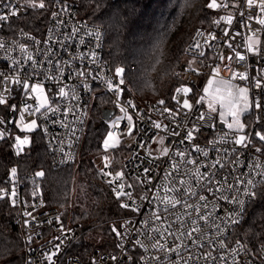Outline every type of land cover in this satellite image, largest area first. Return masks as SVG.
<instances>
[{
  "label": "built area",
  "instance_id": "obj_1",
  "mask_svg": "<svg viewBox=\"0 0 264 264\" xmlns=\"http://www.w3.org/2000/svg\"><path fill=\"white\" fill-rule=\"evenodd\" d=\"M79 1L44 0L45 8L50 10L47 24L42 30L38 26L37 31L33 32L26 29L28 16L33 11L43 9L28 7L27 0H0V14H9L11 6L18 10L17 16H10L8 21L0 22V44L4 45L0 47V93H4L6 88L10 90L7 104L0 105V119L6 122L0 125V131L6 130L5 138L0 139V142L9 145L17 161L15 166L17 173L13 184L3 190L1 196L13 199L11 193L13 189L15 190V206L18 209L25 264L29 261L30 264H232L229 251L237 241L235 233L256 199L255 197L248 200L243 197L244 185L238 183V180L248 178L264 180V176L259 174L264 173V142L251 136L252 143L248 148L235 145L233 142L235 131L228 129L226 125L222 128L216 113L204 108L203 94L208 80L214 77L212 68L218 65L220 73L217 78L248 87L251 99L259 95L264 102V91L257 88L251 79L257 75V67L264 66V60L246 52L247 38L253 33L257 34L261 41L260 47L264 50V26L256 19L259 8L257 6L249 8L242 0L239 8L229 6L211 9L214 12L211 26L198 28L185 48L186 56L197 59L203 72L199 71L200 74L196 75L189 67L176 72L179 87L193 88L190 97L174 93L180 101L178 104L173 98L171 101L165 98L142 101L130 94L123 73L119 76L116 73V69L121 67H115L105 57V27L81 17ZM32 2L38 4L40 0ZM216 2L234 5L236 0ZM241 11L244 13L243 17L240 16ZM54 12L58 13L55 17L52 15ZM229 14L234 17L231 25L221 20V17ZM248 16H252L253 19L248 20ZM216 21L220 22L215 23ZM198 30L203 33L202 36L196 35ZM226 30L227 36L224 34ZM97 32L100 34L99 40L95 35ZM212 36H215V39H212ZM66 37L68 39H65ZM60 41H63V45L59 43ZM197 43L200 45L198 48ZM229 44L232 47H229ZM22 46L26 51L21 50ZM50 46L56 53L55 56L48 52ZM236 52L246 55V60L237 59ZM28 54L41 62L35 69L32 61L27 59ZM221 56L225 59H219ZM227 57L233 59L229 60ZM49 58L52 60L51 64L47 63ZM134 68L132 66V69ZM81 72L86 75H79ZM244 72H247L249 79L242 80L237 75ZM202 74L206 80L205 84L200 86ZM15 76L28 79L30 84L40 83L44 87L43 95L48 100L47 108L51 110L41 109L43 115L25 112V105L34 109L39 101L36 99L37 94L29 92L30 98L26 97L20 85L5 79ZM60 87H64L69 94L61 97ZM116 89L120 91L117 92ZM107 99L111 106L106 109L114 113L110 120L117 117L114 122L118 121V126L115 129L109 126V131H114L125 143L128 154L123 163L122 180L113 181L111 176H105L104 180L106 183L113 181L109 184L112 190L115 188L117 191L118 185L123 182L124 192L131 193V199L127 195L121 196V203H128L131 206L134 202L140 211L124 209L125 216L121 223L113 226L121 233L118 237L114 232L113 248L94 251L85 260L70 254V247L78 237V225L66 223L59 208L46 206L45 200L37 194L40 189V177L33 172L23 171L18 161L31 147L33 136L40 133L44 137L53 166L73 165L78 159L91 108L93 110L96 104L107 102ZM183 99L190 101L193 106L191 111L182 109L175 118L164 111L167 108L175 112L182 105ZM161 100L164 104L159 103ZM9 105H16L17 110L10 111ZM121 107L126 109L127 116L132 117L131 135L127 134L128 120L125 113L121 112ZM201 114H204V120L197 119ZM251 114L253 124L246 133H243L246 135L253 134L258 127L264 125V108L261 110L252 108ZM21 116L25 124L37 120L38 130L31 133L20 131L17 125L20 124ZM257 117L260 118L259 123ZM8 121L14 123H7ZM156 123L162 127L156 128L154 126ZM194 126L199 129L193 131L194 139H184L186 132ZM16 135H20L21 138L27 135L30 140V144L26 145L19 155L14 148ZM160 138H163V144L159 143ZM197 146L207 151L208 156L205 157L202 151H196ZM164 148L169 150L168 155L163 154ZM256 148H260L261 151L257 152ZM179 151L187 153L186 157L177 156L176 153ZM186 160H194L196 163L188 164ZM216 160H220L223 167L219 165L216 168L210 167ZM174 164L177 165L176 168H173ZM145 168L149 169L147 173L143 171ZM196 168H199L201 173H215L213 184L210 186L212 191L200 189L195 177ZM28 181L33 183L31 192H27L30 189ZM181 181L186 183L182 186ZM217 182L223 185L221 191L225 196L240 195L246 199L243 221L239 225L228 226L223 233L228 245L224 249L214 242L217 240L215 225L221 224L230 212L237 210V206L223 199L220 192L215 190ZM229 184L241 191L227 190ZM182 187H191L197 196L186 197ZM166 188L176 191L165 193ZM165 194L187 199L188 204L199 208V212H194L192 208L183 205L169 207L165 212V205L156 199L157 196L162 197ZM199 195H204L206 201H200ZM26 212L31 213V216H26ZM209 213L211 216L208 221L198 219L199 215ZM157 215L161 217L160 220L155 219ZM177 217L180 219L177 220ZM212 218H215V224L212 223ZM25 220L30 221L29 227H25ZM193 220L196 221L195 224ZM194 227H199L201 232L193 233L191 238L181 235L191 232ZM221 227L225 226L221 224ZM155 229L160 231L157 232ZM28 235H31V241L27 239ZM196 237H199V240L193 243ZM156 240L164 246L162 249L152 247ZM136 241H140L144 246L137 245ZM120 244L123 248L118 247ZM57 245L60 246L58 251ZM177 245L180 247L176 248ZM172 248H176V251H171ZM54 251L56 254L53 260L47 261L46 256ZM208 253L216 259H205ZM113 256L117 259L113 260ZM220 256H224L226 260H220ZM237 260L239 264H264V251L260 248L256 254L249 250L240 252Z\"/></svg>",
  "mask_w": 264,
  "mask_h": 264
},
{
  "label": "trees",
  "instance_id": "obj_2",
  "mask_svg": "<svg viewBox=\"0 0 264 264\" xmlns=\"http://www.w3.org/2000/svg\"><path fill=\"white\" fill-rule=\"evenodd\" d=\"M211 0H80L79 14L92 23L106 29L105 57L115 67L124 69V79L131 95L142 101L165 98L172 100L175 89L180 86L175 74L189 67L185 48L194 32L200 27H210L214 12L207 7ZM49 9L33 11L28 16L26 29L37 31L44 28ZM132 66L135 68L132 69ZM111 106L110 101L96 104L87 125L83 144L80 146L79 162L67 167H55L46 148L42 134L33 136L31 147L20 157L23 171H44L40 177V197L47 207L62 211L66 223L78 225V237L70 247V254L88 259L95 251V244L86 236L100 233L109 241L103 250L113 248V226L121 223L125 216L120 207L121 199L104 178L105 172L123 170L128 154L124 145L113 151L109 170H99L94 156L103 149V141L109 132L108 121L103 111ZM251 128L252 114L246 116ZM264 129V125L257 130ZM258 140V139H257ZM78 154V155H79ZM16 159L8 144L0 142V264H25L18 209L11 205L9 197L1 192L10 188L13 178L10 170ZM76 170L88 181L94 196V207L83 213H73L70 219L74 178ZM11 181V182H10ZM28 191L33 183L28 181ZM264 188L261 185L258 191ZM38 192V191H37ZM235 238L256 254L264 245V191L251 204L244 221L238 227Z\"/></svg>",
  "mask_w": 264,
  "mask_h": 264
},
{
  "label": "snow or ice",
  "instance_id": "obj_3",
  "mask_svg": "<svg viewBox=\"0 0 264 264\" xmlns=\"http://www.w3.org/2000/svg\"><path fill=\"white\" fill-rule=\"evenodd\" d=\"M241 2H242V0H236L234 5H230L227 2H225L224 4H217L216 0H211V2L207 5V7L209 9H215V8H219V7L228 8L229 6L239 8ZM243 3L249 8H251L252 6H257L259 8V13H258L256 19L258 20V23L260 25L264 26V0H259L258 4H257V0H243ZM27 6L31 7V8H37L38 7L40 9H44L46 5L44 3V0H40V2L38 4L32 2V0H27ZM17 15H18V10L14 6H11V11L9 14H0V22L8 21L10 16H17ZM52 15L55 17L58 15V13L54 12V13H52ZM243 15H244V13H243V11H241L240 16L243 17ZM233 18H234L233 15L229 14V15H226L224 17H221V20H224L227 22V24L231 25L233 22ZM247 19L251 20V19H253V17L248 16ZM219 22L220 21H216L215 23H219ZM247 26L248 25H246V27ZM224 34L227 36L228 31L226 30ZM95 35H96L97 40H99V38H100L99 32H97ZM196 35L202 36L203 33L198 30ZM211 38L215 39V36H212ZM65 39H68V38L66 37ZM59 43H61V45H63V41H60ZM260 45H261V41L257 38V34L253 33L252 36L247 38L246 52L248 54L253 55V56H259L261 60H264V50H262ZM0 47H4V45L0 44ZM196 47L197 48L200 47L199 43L196 44ZM229 47H232V45L229 44ZM21 50L26 51V49H24L23 46H22ZM48 52H50L52 56L56 55V53L54 51H52L51 46L48 48ZM201 55H203V52H201ZM235 56L240 61H244L247 58L246 55H242L240 52H236ZM27 59L29 61H32L34 69L38 63H41L40 61L34 60L31 54H28ZM219 59L223 60L225 58L223 56H221V57H219ZM227 59L231 60V59H233V57H227ZM47 63H49V64L52 63L51 58H49ZM258 65H259V62H258ZM189 70L192 71L196 75L200 74L198 69L191 68V66H189ZM123 71H124L123 68H117L116 69V73L118 76L121 75L123 73ZM256 71H257V75L255 77H252L251 79L257 88H260V89H262V91H264V66H258ZM219 73H220V67L218 65L214 66L212 68L213 76L218 77ZM79 75L84 76L86 74L81 72V73H79ZM237 75L242 80L249 79L247 72L238 73ZM5 79L6 80L10 79L13 84L20 85V87L23 90L26 97H29V92L37 94L36 99L39 101L38 105L34 109L30 108V106H28V105H25L24 106L25 112H28L29 114H32L34 112V113H40L41 115H43L44 113L41 112V109H45L46 111L51 110V109L47 108L48 100L43 95L44 94V87L40 83L30 84L28 79H26V78L21 79L19 76H15V77H11V78L5 77ZM52 79H55V77H52ZM120 82L123 83V80H121ZM216 83L226 84L225 81H217L215 79H209L208 80L209 85H213ZM109 87L110 88L112 87L111 84H109ZM192 90L193 89L189 86H181V87H177L175 89V93L176 94H183V96L187 97L189 95V93L192 92ZM116 91L119 92L120 89H116ZM5 93H9V94H5ZM204 93L206 95H209L210 94L209 88H207V87L204 88ZM68 94L69 93L65 91L64 87L59 88V95L61 97L67 96ZM72 95H73V97L75 96L74 90L72 91ZM9 98H10V90L6 88L4 93H0V105H6ZM173 99H176L178 104L180 103L179 99H177V96H174ZM201 100H203V97H201ZM159 103L164 104V101L161 100V101H159ZM216 103L220 104L221 108H223L225 106H227V108H228V113L232 117V122L227 123V127L230 130H233V129L235 130V135L233 137V142L235 145L241 146L244 148H248L249 145L252 143L251 136H254L259 141L264 142V129L256 130V131H254L253 134H250V135L243 134L246 125L244 123H242L241 119H240V117L243 113L248 112L252 108H254L256 110H261L262 108H264V102H262L261 97L259 95L250 100L249 89L247 87L237 89L236 93L234 94L232 91V86L230 84H226V87H224V88L217 87V88H215L214 92L211 93V99L209 100V103H208V108H209L210 112H216L217 111L216 107L214 106V104H216ZM192 107L193 106L189 102L188 99H183L182 105L175 112H173L172 110L167 109V108H165L164 111L169 112L173 116V118H175L176 115H178V113L182 109H187V110L191 111ZM9 110L10 111H16L17 106L16 105H9ZM120 110H121V112H124L125 116L127 117V120H128V133L127 134L131 135V133L133 131L132 117L127 116V112H126V109L124 107H121ZM220 115H221V117H223L224 112L221 111ZM197 119L204 120L205 119L204 114H201L200 116H198ZM257 122L258 123L260 122L259 117H257ZM5 123H6L5 121L0 119V125H3ZM7 123H14V121H8ZM117 126H118V121L113 122V125H112L113 129H115ZM154 126L158 129L162 127V125L159 123H156ZM17 127L22 132L31 133L38 128V124H37V120H35V119L32 120L30 123L25 124V123H23V117L21 116L20 124L17 125ZM198 130L199 129L196 128L195 126L193 127V129H189L186 132L184 139H187V140L194 139L193 131H198ZM5 131H0V139L5 138ZM174 134L179 135V133H174ZM9 136H10V133H9ZM118 143H119V140H118L115 132L109 131L107 133L106 139L103 141V146L105 149L115 148ZM159 143L160 144L164 143L163 138H160ZM29 144H30V140H29V137L27 135H25L23 138H21L20 135H16L14 138V148L16 150V154L19 155L21 152H23L24 147L26 145H29ZM141 146H143V145H141ZM255 150L257 152L261 151L260 148H256ZM196 151H202L203 155L205 157L208 156V152L203 151L198 146L196 147ZM234 151H235V149H234ZM163 154L168 155L169 150L167 148H164ZM225 154H227V153H225ZM176 155L181 157V158H184V157H186L187 153H185L183 151H179L176 153ZM104 160H105V164L107 166V164L109 162L108 156H105ZM185 162L188 164L196 163V161H194V160H186ZM218 165L223 167V164L220 160H216L214 163H212L210 165V167L216 168ZM176 167H177V165L174 164L173 168H176ZM143 171L145 173H147L149 171V169L145 168ZM16 173H17V169L15 167H13L10 170L11 178L14 179L16 176ZM259 174L264 176V173H259ZM35 175L37 177L43 178L46 175V173L44 171H39V172H36ZM104 175L110 176L111 173L105 172ZM214 175H215V173H201L200 169L196 168L195 177L197 180V184L201 190H206V191H212L213 190L212 187H210V186L213 184ZM122 178H123V172L118 171L115 173V176L113 177V181L114 180H122ZM113 181H109V183H112ZM200 181H203L204 183H200ZM184 183H186V182L181 181L182 186ZM238 183L244 185V187L242 189V194H243V197L247 198L248 200L254 199L255 197H257L260 194V191H264V188H261L258 191V186L264 185V180H254L252 178H248L246 180H238ZM217 185L218 186L215 188V190L217 192H220V195L222 196V198L225 200H228L229 203L235 204L237 206L236 211L230 212L228 214L227 218L225 220L221 221V224H223L225 226L224 228L221 227V224L215 225V230L217 233V240L214 242L218 243L220 248L224 249V248H227L228 245L226 243V237H224L223 233L228 226L239 225L243 221L244 214L246 211V208H245L246 199L241 198L240 195H236V196H232V197L225 196L223 194V191H221V189L223 188V185L219 184V182H217ZM128 187L130 188L131 185H128ZM118 188H119L118 191L115 188L113 189L117 199H119L121 196H125V195H127L129 197V199H131V193H125L124 192L125 184L123 182H121L118 185ZM227 190H232V191H237V192L241 191V189L235 188L232 184L228 185ZM169 191H176V190L175 189H169V188L165 189V193H167ZM182 191H183L184 195L188 198H191L192 196H197V193L192 191L191 187H187V188L182 187ZM11 196L13 197V199L10 201L11 205L15 206V204H16V200H15L16 193H15L14 189L11 193ZM144 198H146V197H142V199H144ZM156 199L165 205V212L168 211L169 207L174 208L176 205H183L186 208H192V210L194 212H199V208L195 207L194 205L188 204L187 199L177 198L175 196H169L167 194H165L162 197L157 196ZM198 199L200 201H206V197L204 195H199ZM120 207L124 208V209H130L133 212H139L140 211L139 206L135 205L134 202H133V205H131V206L128 203H121ZM25 215L31 216V213L26 212ZM210 216H211L210 213L208 215H199L198 219L202 220V221H208ZM155 219L160 220L161 217L159 215H157V216H155ZM179 219H180V217H177V220H179ZM33 220H34V217H33ZM49 223H52V221H49ZM145 223H146V221H145ZM195 223H196V221L193 220V224H195ZM212 223L215 224V218H212ZM24 225H25V227H29L30 221L25 220ZM112 231L116 232V235L118 237L121 236V233L118 232L115 228H113ZM155 231L159 232L160 230L155 229ZM199 232H201V229L199 227H194L191 232L181 233V235L182 236L186 235V236L191 238L193 236V233H199ZM161 235H163V233H161ZM27 239L29 241H31V239H32L31 235H28ZM197 240H199V237H196V239L193 240V243H195ZM136 244L140 245L141 247L144 246V245H141L140 241H136ZM59 247H60L59 245L56 246V251L59 250ZM118 247L123 248V245L120 244V245H118ZM152 247L162 249L164 246L159 243V240H156L155 243L152 244ZM179 247H180V245L176 246V248H179ZM176 248H172L170 250L176 251ZM247 250H248L247 246L245 244H243L241 241L237 240L235 242V246L232 247L229 251V255L232 258V264H239L237 257L239 256L240 252H246ZM56 251H54L52 254H48L46 256V260L52 261L53 256L56 254ZM261 251H264V245H261ZM208 258L216 259V258L211 257V253H208L205 255V259H208ZM112 259L115 260L117 258L115 256H113ZM219 259L222 261L226 260V258L224 256H220ZM27 264H30V261L27 262Z\"/></svg>",
  "mask_w": 264,
  "mask_h": 264
},
{
  "label": "rangeland",
  "instance_id": "obj_4",
  "mask_svg": "<svg viewBox=\"0 0 264 264\" xmlns=\"http://www.w3.org/2000/svg\"><path fill=\"white\" fill-rule=\"evenodd\" d=\"M220 1H222V0H220ZM187 61H188V65L191 66V68H195V69H198L200 72H203V69L200 67L199 61L197 59L188 58L187 57ZM210 79H215L217 81H225L226 84H230L232 86V91H233L234 94L236 93L237 89L246 87V86L235 84L233 82L226 81L224 79L217 78V77H211ZM205 80H206V77L203 76V74H202V77L200 78V82H199L200 86H203L205 84ZM226 84L216 83V84H213V85H209L208 82H207L205 88L206 87L209 88L210 94L209 95H206L205 93L203 94L204 95V99H205V101H204V108L205 109H209L208 108V103H209V100L211 99V93L214 92L215 88H217V87L224 88V87H226ZM192 93H193V90H192L191 93H189L188 97H190L192 95ZM249 98L251 100L250 89H249ZM214 106L217 109V111L215 113H216L220 123H223V124H225L227 126V123H231L232 122V117L228 113L227 106L221 108L220 104H218V103L214 104ZM221 111L224 112V116L223 117H221V115H220ZM251 112H252V109H250L248 112L243 113L241 115V117H240L241 122L246 125V127L244 129V133H246L248 131V129H249V124H248V122L246 120V116L248 114H250ZM91 118H92V108H91L90 113H89V118H88L87 125L89 124ZM116 119H117V117H115L113 120H110L108 122L109 126H112L113 122ZM37 130H38V128L36 130H34L33 132H36ZM232 131H235V130L233 129ZM85 133H86V130L84 132V135H83V138H82V141H81V145L83 144ZM105 139H106V137H105ZM118 140H119V143L117 144V146L115 148L105 149L104 146H103L102 151L97 156H94L93 159H94L95 164H96V166L98 167L99 170L106 171V170H109V168L111 167L112 161H113V157H112L113 151L121 148L125 144L121 139L118 138ZM105 156H108V161L109 162H108L107 166H106L105 160H104ZM80 158H81V153L78 155L77 162L80 161ZM108 172L111 173L110 176L113 178L115 174L110 172V171H108ZM94 204H95L94 196H93V194L91 192V189H90L88 181L86 179H84L78 173V171L76 170L75 178H74L72 200H71V205L69 206L70 219H71V216H72L73 213H83V212L90 211L94 207ZM85 239L95 244V251L103 250L102 247L106 244V242L109 241L108 239L104 238V236L102 234H100V233H95V234L88 235V236H86Z\"/></svg>",
  "mask_w": 264,
  "mask_h": 264
},
{
  "label": "water",
  "instance_id": "obj_5",
  "mask_svg": "<svg viewBox=\"0 0 264 264\" xmlns=\"http://www.w3.org/2000/svg\"><path fill=\"white\" fill-rule=\"evenodd\" d=\"M113 114L114 113H113L112 110L105 109L103 111V118H104V120L109 121L112 118ZM220 126L223 128L225 126V124L221 123Z\"/></svg>",
  "mask_w": 264,
  "mask_h": 264
}]
</instances>
